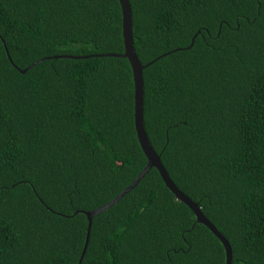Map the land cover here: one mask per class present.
Returning <instances> with one entry per match:
<instances>
[{
  "label": "trees",
  "instance_id": "1",
  "mask_svg": "<svg viewBox=\"0 0 264 264\" xmlns=\"http://www.w3.org/2000/svg\"><path fill=\"white\" fill-rule=\"evenodd\" d=\"M129 2L153 148L232 264H264V0ZM123 50L119 0H0V264H77L76 211L145 166ZM224 263L155 167L92 217L81 261Z\"/></svg>",
  "mask_w": 264,
  "mask_h": 264
},
{
  "label": "water",
  "instance_id": "2",
  "mask_svg": "<svg viewBox=\"0 0 264 264\" xmlns=\"http://www.w3.org/2000/svg\"><path fill=\"white\" fill-rule=\"evenodd\" d=\"M122 12V38H123V46L124 50L122 53H109L116 56L126 57L130 63L133 77V87H134V126L137 134V138L139 144L146 155L147 163L141 169V171L137 174V176L124 188L122 189L115 197H113L110 201L105 204L98 206L92 210H78L76 212H83L87 218V226L85 232V238L83 247L81 250V255L77 264H81L83 255L86 251L89 234L91 229L92 217L107 209L109 206L118 201L125 193H127L138 181L139 179L147 172L151 167H155L164 181L165 185L169 188V190L174 194V196L184 202L194 213L195 219L197 222L204 224L221 242L224 248L225 253V263L224 264H232V249L226 237L222 234V232L204 215L201 211L200 206L197 202L191 199L188 195H186L171 179L169 173L161 162L159 154L152 147L147 133L144 128L143 123V97H144V89H143V76L142 70L148 65L151 61L143 64L136 52L133 45V35H132V17H131V5L129 0H119ZM7 51V50H6ZM8 53V52H7ZM99 55V54H92ZM91 56V55H90ZM155 57L153 60L157 59ZM42 60V59H41ZM38 61L32 63L31 65L37 63ZM31 65L22 69L24 72Z\"/></svg>",
  "mask_w": 264,
  "mask_h": 264
},
{
  "label": "bare ground",
  "instance_id": "3",
  "mask_svg": "<svg viewBox=\"0 0 264 264\" xmlns=\"http://www.w3.org/2000/svg\"><path fill=\"white\" fill-rule=\"evenodd\" d=\"M133 97H134V93H133ZM143 100H144V97H143ZM143 123H144V121H143ZM135 127V126H134ZM145 128V127H144ZM136 131V130H135ZM146 131V130H145ZM136 136H137V134H136ZM148 137V136H147ZM149 139V138H148ZM150 141V140H149ZM139 142V141H138ZM151 143V142H150ZM152 145V144H151ZM153 147V146H152ZM155 150V149H154ZM146 156V155H145ZM160 156V155H159ZM162 162V161H161ZM147 163V162H146ZM163 164V163H162ZM146 165V164H145ZM165 167V166H164ZM146 173V172H145ZM223 234V233H222Z\"/></svg>",
  "mask_w": 264,
  "mask_h": 264
}]
</instances>
